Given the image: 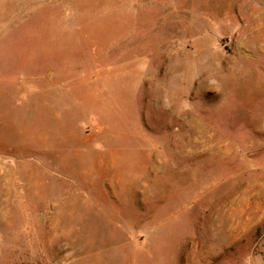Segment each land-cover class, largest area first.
Here are the masks:
<instances>
[{
  "label": "rangeland",
  "instance_id": "rangeland-1",
  "mask_svg": "<svg viewBox=\"0 0 264 264\" xmlns=\"http://www.w3.org/2000/svg\"><path fill=\"white\" fill-rule=\"evenodd\" d=\"M0 264H264V0H0Z\"/></svg>",
  "mask_w": 264,
  "mask_h": 264
}]
</instances>
